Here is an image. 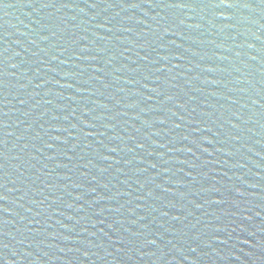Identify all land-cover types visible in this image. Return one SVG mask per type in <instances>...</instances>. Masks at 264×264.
I'll use <instances>...</instances> for the list:
<instances>
[{
  "label": "water",
  "instance_id": "obj_1",
  "mask_svg": "<svg viewBox=\"0 0 264 264\" xmlns=\"http://www.w3.org/2000/svg\"><path fill=\"white\" fill-rule=\"evenodd\" d=\"M0 264H264V0H0Z\"/></svg>",
  "mask_w": 264,
  "mask_h": 264
}]
</instances>
